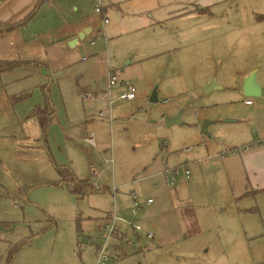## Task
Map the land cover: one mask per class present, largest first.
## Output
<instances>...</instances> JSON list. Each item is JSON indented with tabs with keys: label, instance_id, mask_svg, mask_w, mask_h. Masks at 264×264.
Returning <instances> with one entry per match:
<instances>
[{
	"label": "rangeland",
	"instance_id": "1",
	"mask_svg": "<svg viewBox=\"0 0 264 264\" xmlns=\"http://www.w3.org/2000/svg\"><path fill=\"white\" fill-rule=\"evenodd\" d=\"M213 2L211 17L171 22L167 31L178 35L171 37L172 51L161 56L160 65L146 59L123 63L117 70L119 77L135 85L136 97L117 100L124 88L114 85L111 98L117 101L111 115L103 111L108 75L103 76L104 66L97 63L80 60L60 70L17 65L0 71V264L8 263L11 252V264H94L95 247L89 237L97 235L100 217L113 210V203L124 217L133 216L126 206L130 203L126 195L133 188L143 198L151 195L155 200L135 216L154 233V248L129 250L107 264H264L249 246L236 257L231 253L230 245L238 246V235L255 248L259 241L250 240L249 231L241 233L239 227L240 234L225 232L223 215L214 210L223 183L216 177L217 168L207 165L214 159L205 164L194 157L198 152L206 155L228 146L243 147L237 144L243 136L238 129L249 132L245 99L250 97L240 84L252 66L264 74V0ZM58 5L65 7L71 21L85 17L94 7L93 0L91 8L87 4L81 11L72 7V0H57L53 8ZM37 20L24 31L33 43H39L37 35L43 34ZM190 29L198 33L199 58H183L192 54ZM92 38H81L82 56ZM68 48L74 49L71 42ZM213 80L219 87L203 91ZM154 88L158 102L150 101ZM47 89L50 108L60 122H50L45 129L50 108L41 115L35 111L46 108ZM100 111L108 118H98ZM177 115L181 121L168 126L166 118ZM205 121H211L206 133L202 131ZM92 133L96 144L107 149L105 154L84 141ZM111 154L114 167L103 173L99 192L88 184L81 196L57 170L71 167L88 182L90 160L96 165L103 155ZM185 165L190 179L182 173L174 186L169 185L164 170ZM108 186L118 188L115 202ZM185 200L194 204L198 229L195 222L180 216L177 204L186 205Z\"/></svg>",
	"mask_w": 264,
	"mask_h": 264
},
{
	"label": "crops",
	"instance_id": "2",
	"mask_svg": "<svg viewBox=\"0 0 264 264\" xmlns=\"http://www.w3.org/2000/svg\"><path fill=\"white\" fill-rule=\"evenodd\" d=\"M38 1L0 0V71L17 67V65L33 64L40 68L44 66L60 70L70 68L81 60V62L91 61L90 63L94 65L97 63L104 66L101 73L107 77L110 70L117 71L123 63H135L146 59L158 61V65H160L161 56L172 51L168 45L171 37L178 35V33L172 32L169 34L167 31L171 22L178 18L211 17L209 8L215 3L213 0H104L105 7L102 14L95 13L93 7V12L87 13L85 17L77 21H71L66 17L65 7L58 5V9L53 8L57 0H41L35 14L27 22H22ZM81 1L72 0V7L76 11H81V8L84 9L87 4L91 8V0H84L82 3L84 6L80 5ZM46 9L47 16H45ZM104 17L108 18V23L103 21ZM35 19H38L39 28L43 33L37 35L38 39L41 38L39 43H33L32 39L34 38L26 37L24 32L29 29V23ZM57 19L60 20L59 23L56 22ZM8 25L13 27H8ZM85 28H91L85 35H90L93 38L89 42L88 51L82 56L83 39L77 36ZM206 29L211 34L210 25L206 26ZM189 31L188 37L193 43L192 54L189 56L184 54L183 58L188 59L192 56L199 58L202 53L197 47V44L200 43L198 33L194 29ZM73 40L75 43L71 45L74 49L71 50L68 48V43ZM254 68L256 67L252 66L242 75L241 88L246 77L254 70L257 72V81L264 88V74H259L258 67L257 69ZM118 84L122 85V83ZM105 92L104 99H106L107 104L103 111L106 112L105 114L111 115L113 103L123 99L117 98L110 105L108 98H111L112 92L110 97ZM47 94L49 95V89L46 91ZM245 104L249 109L247 120L250 128L249 132L238 129L243 133V136L240 141H237V144L250 145L249 149H240L234 155L222 154V151L227 150V148L222 149V151L218 149L207 152L206 155H203L204 152H198L194 157H201L195 159H201L205 164L214 159L207 165L209 169L211 167L217 168L214 172L217 173V179L223 183L221 186L223 189L219 191L220 196L215 201L214 210L223 215L225 232L230 231L234 234L233 230L237 232V227L241 229V233L249 231L250 240L259 241L258 247L261 245L264 248V95L254 97L251 104L246 102ZM50 107L51 102L48 108ZM43 110L45 108L39 107L35 114L41 115ZM53 111L54 109L50 108V111L46 113L50 116V122H60ZM105 114L102 116L97 114V117L108 118ZM196 114H198L197 111ZM94 139L97 152L105 154L107 149L96 144L95 136ZM91 147L94 148V146ZM90 163L93 161L90 160ZM100 164L102 161H98L96 165ZM73 172L75 173L74 170ZM75 175L77 176L76 173ZM106 188L112 192L109 186ZM126 197L129 199V194ZM154 201L147 208L152 207ZM185 201L186 205H182L181 202V204H177L180 208V216L183 217L184 215L186 219L189 218V221L195 222L198 229L199 219H196L194 215L195 210L192 207L194 204ZM111 211L112 209L105 211V213ZM145 213L146 210L143 211L144 215ZM238 236V246L234 248L230 245L231 253L235 254V257L242 253V251L239 252L241 248L245 249L249 246L257 255L256 259H264L263 249L248 245L241 235ZM232 238L237 240L233 236Z\"/></svg>",
	"mask_w": 264,
	"mask_h": 264
},
{
	"label": "built area",
	"instance_id": "3",
	"mask_svg": "<svg viewBox=\"0 0 264 264\" xmlns=\"http://www.w3.org/2000/svg\"><path fill=\"white\" fill-rule=\"evenodd\" d=\"M94 11L97 14H102L104 11V0H93ZM103 21L108 23V18L104 17ZM120 73L116 70H110L108 73V90L106 95L110 97L112 92V87L118 83H122L124 91H122L117 98L119 99H135L136 97V87L135 85L126 80H120ZM115 99L110 98L109 104L112 103ZM168 102L169 100H164ZM253 101L252 98H247L245 102L251 104ZM102 116L104 115L102 111L99 112ZM84 140L91 146L96 147L95 139L93 134H90L84 138ZM250 145H245L242 148L237 149H227L222 151V154H236L240 149L248 150ZM192 147L187 148L186 151H191ZM104 161V163H103ZM103 161L100 165H95L90 163V177L88 184L91 188L97 192L101 191L103 186L100 182L103 177V173L106 170L112 171L114 167V158L112 154L109 156L103 155ZM182 169L180 166L176 168L166 169L164 172L166 174V182L174 186L176 179L182 173L186 179H190V172L187 165ZM111 191L115 199V194L118 192V188L114 186ZM130 203L128 210L133 216L131 218L124 217L119 213L118 207L114 204V208L111 212L106 213L100 218V225L98 226L97 235L95 237H89V243L95 247L96 260L94 264H107L109 261L117 260L118 258L125 257L128 255V251L134 252H147L154 248V243L156 237L154 233L145 229L144 226L138 219L135 217L137 212L146 205L151 204L154 199L150 196L143 198L139 190L130 189L129 192Z\"/></svg>",
	"mask_w": 264,
	"mask_h": 264
},
{
	"label": "water",
	"instance_id": "4",
	"mask_svg": "<svg viewBox=\"0 0 264 264\" xmlns=\"http://www.w3.org/2000/svg\"><path fill=\"white\" fill-rule=\"evenodd\" d=\"M91 28H85L81 32L78 33V38H84L85 34H87ZM75 41H71V44H74ZM219 85L216 83L215 80L207 83L204 86L203 91L208 92L213 88H217ZM243 94H245L247 97H259L264 95V88L259 84L257 81L255 71L250 72V74L246 77L243 83ZM150 101L151 102H158V97H157V89L154 88L152 93L150 94ZM180 115L174 116V117H168L166 118V124L169 126L171 124H174V122H180ZM211 123V121H205L202 124V131L204 133L208 132V125Z\"/></svg>",
	"mask_w": 264,
	"mask_h": 264
},
{
	"label": "trees",
	"instance_id": "5",
	"mask_svg": "<svg viewBox=\"0 0 264 264\" xmlns=\"http://www.w3.org/2000/svg\"><path fill=\"white\" fill-rule=\"evenodd\" d=\"M40 1L41 0H39L33 6L31 11L23 18L22 22H27L31 18V16L33 14H35V12L38 9ZM8 27H13V26H9L8 25ZM46 101H47V105L48 106H47V108H45V110H43L41 112V113H44V114H45V112H47V109H48V107L50 105V102H51V101H49V95L48 94L46 95ZM49 122H50V116L48 114L47 117H46L45 125H44L45 129L48 126ZM57 170H58L61 178H64L63 179L64 181H66L68 179L70 180L69 182H71L70 185H71L73 191L78 192L81 196H84V192L83 191H84V188L88 184L86 179H80L79 177H77L75 175V173L73 172V170L71 169V167H67V168L66 167H58ZM8 257L9 258H8V263L7 264H11L13 262V260H14V254L11 252Z\"/></svg>",
	"mask_w": 264,
	"mask_h": 264
}]
</instances>
